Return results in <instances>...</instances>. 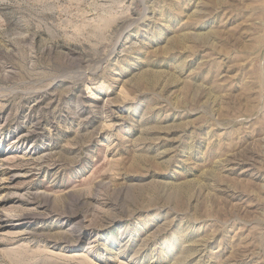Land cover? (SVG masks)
I'll list each match as a JSON object with an SVG mask.
<instances>
[{
  "label": "rangeland",
  "instance_id": "1",
  "mask_svg": "<svg viewBox=\"0 0 264 264\" xmlns=\"http://www.w3.org/2000/svg\"><path fill=\"white\" fill-rule=\"evenodd\" d=\"M0 218V264H264V0H0Z\"/></svg>",
  "mask_w": 264,
  "mask_h": 264
},
{
  "label": "bare ground",
  "instance_id": "2",
  "mask_svg": "<svg viewBox=\"0 0 264 264\" xmlns=\"http://www.w3.org/2000/svg\"><path fill=\"white\" fill-rule=\"evenodd\" d=\"M3 214V213H2ZM5 215H7V214H5ZM16 219V218H15ZM16 220H21V218H18V219H16ZM4 220H1V218H0V227H3L4 225H6V224H4V222H3ZM10 221H12V220H10ZM22 223H23V221H21ZM22 223H20V224H14V225H21Z\"/></svg>",
  "mask_w": 264,
  "mask_h": 264
}]
</instances>
